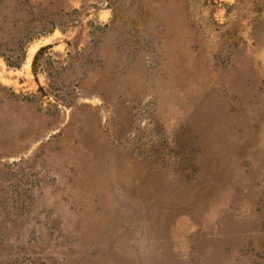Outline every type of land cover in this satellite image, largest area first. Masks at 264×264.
Returning a JSON list of instances; mask_svg holds the SVG:
<instances>
[{"label": "rangeland", "instance_id": "rangeland-1", "mask_svg": "<svg viewBox=\"0 0 264 264\" xmlns=\"http://www.w3.org/2000/svg\"><path fill=\"white\" fill-rule=\"evenodd\" d=\"M0 264H264V0H0Z\"/></svg>", "mask_w": 264, "mask_h": 264}]
</instances>
